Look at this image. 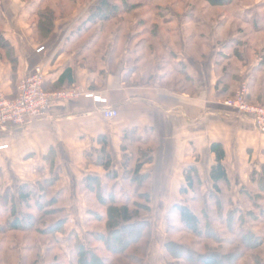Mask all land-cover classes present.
I'll return each mask as SVG.
<instances>
[{
	"label": "crops",
	"instance_id": "1",
	"mask_svg": "<svg viewBox=\"0 0 264 264\" xmlns=\"http://www.w3.org/2000/svg\"><path fill=\"white\" fill-rule=\"evenodd\" d=\"M45 1L0 0V33L9 43L5 59L0 56V91L14 97L19 81L40 65L45 92L74 89L106 99L107 104L83 96L52 100L42 118L0 129V145H7L0 151V196L6 191L16 196L23 184L33 186L57 176L32 171V165L45 164L48 158L96 168L95 173L87 168L81 177L76 171L58 174L55 185L68 182L59 190L50 189L64 213L65 233L83 240L86 233H96L82 226L90 211L83 179L105 178L106 171L95 165L103 143L113 164L131 161L134 146L145 149L137 157L143 164L140 174L149 179L145 191L151 206L158 195L163 201L166 197L164 202L180 196L188 167L195 166L200 177L205 163L209 177L215 163L209 152L213 143L221 144L225 153L229 195L254 191V181L264 172V136L223 103L245 86L247 102L264 104V13L248 35L257 43L247 44L239 39L248 38L245 31L239 36L240 29L225 18L215 24L199 19L196 10H132L93 23L89 9L97 0L73 4L68 12L61 3L52 9ZM258 3L264 12V0ZM57 6L61 12L47 33L39 19ZM242 10L240 16L248 9ZM39 47L45 49L37 54ZM107 107L118 111L116 119L102 117ZM75 213H82L81 225L67 230Z\"/></svg>",
	"mask_w": 264,
	"mask_h": 264
},
{
	"label": "rangeland",
	"instance_id": "2",
	"mask_svg": "<svg viewBox=\"0 0 264 264\" xmlns=\"http://www.w3.org/2000/svg\"><path fill=\"white\" fill-rule=\"evenodd\" d=\"M47 1L48 6L51 8L54 7L56 3H61V7H63L68 12L71 10L73 4L76 6L78 2H84L86 0H75V3L69 2V0ZM88 1L89 0L86 2ZM130 1H132V4H139L134 9L138 12L144 11L155 13V11L157 12L156 7L159 5L158 7L160 8L158 11L162 13L165 12L167 14L178 10L180 12L187 9L194 11L196 10L198 12L199 19L205 18V20H209V22H213L214 24L215 22L218 23L221 21L220 19L225 18L229 25L231 23L234 29H240L239 36L241 34L243 35L244 31L247 33L246 36L254 32L252 29L255 28L257 18L259 20V18L263 16L264 13L262 11L263 7L261 9L259 8L261 4H257L258 0H232L229 5L217 6H213V4H210V2L207 0H159L154 2H145L144 0ZM45 3L43 5H45ZM70 4L71 7L69 6ZM57 8L58 11L53 10L56 18L58 17L57 13L61 12L59 6H57ZM243 8L248 10L245 11L246 13L243 16H240L242 14L239 13H242ZM246 21L248 22L245 24ZM2 23V19L0 18V27H2ZM193 27L198 28L200 32L205 31V29L201 26ZM241 37L242 36H240L239 39L244 43L250 44L254 43L255 41V43H257V40H255L254 36H248L247 39H243ZM4 52L5 50L0 48V56L1 58L5 59ZM142 149L144 148L134 146L133 149L130 150L132 158L127 164L128 168L130 169L129 172L124 171L121 168V163L119 164L118 161H115L114 164L111 162V171L114 173V175L111 174L109 178L110 181L114 178L116 180L111 182L110 186H115L116 196L118 198L127 196L129 197L131 203H145L142 199H140V195L146 192L145 190L148 183L146 185V181L144 180L140 182V186L137 191L135 190L136 184L129 183L132 177L133 168L136 165V162L139 161L137 155ZM97 156L98 155L96 154V157ZM95 159L97 160V158ZM85 166H88V164L70 165L61 161L54 162V160L48 158V160L45 161V164H35L32 165L31 168L36 174L48 173L51 175L55 172L57 177L58 174H60V177H62L64 174L67 175L68 173H74L75 171L76 174H79V177H81V175L85 173V170L92 169V173H95L94 171L97 170L94 167H87V169ZM206 168L207 165L204 163L201 167L202 173L200 175V186L198 188L196 187V191L194 193L195 198L193 200L191 197H184L182 194H180V196L178 195L177 197L169 196L167 202H164L166 197H164L165 199L163 201V197L158 195L157 204H153V206L150 205L151 210L147 213H143V219H146L150 222L152 229V238L149 249L147 254L144 253L145 250L143 251L144 254L141 256L143 259H138L136 256L131 255L135 253L134 249H136L135 245H132L129 252L131 253L129 257L132 260L128 261V263L130 262L129 264H133L136 261H139V264H189V261L187 262V260L184 258L176 259L177 256L174 258L171 255H168V253L164 252L163 246L168 241H172L174 243V246H170V249L172 248L174 253H176L175 250L179 251L180 248H184V246L197 253L196 255L206 254L213 251L217 254L218 264H264V217H260L259 207L254 209L253 206L248 202L244 200L243 202L242 199L240 200L241 197L236 195L233 197L231 195L229 196L226 187L221 186L219 199L221 201L220 203L223 215H225L230 210V207L227 205L229 199L228 197H231L235 206L237 205L238 207H243L246 211H248L250 217L254 218L255 221L256 217H254V215H259L258 219H260V221L250 224L251 227H249L254 229L253 231H255L259 238L263 239V243L261 247L257 249L248 250L245 249L242 244L239 243V240L236 238V236L233 235L234 233L231 225L229 226L231 222H228L224 216L219 213L221 211L217 209V205H215L214 202L215 199L213 198V200L211 197L209 198V194L211 193V182L206 173ZM0 171H2V169H0ZM27 171L30 173L31 170L29 169ZM38 176L41 178V175ZM106 181L107 179L103 177L102 182L105 183ZM66 182L68 181H60L59 186L57 184L52 188L59 190L61 183L64 184ZM73 183L76 184L75 181L71 180L70 184ZM181 183L182 186L185 185L184 178ZM0 186L2 188L3 185L0 183ZM51 195L52 192L50 190L48 196ZM85 197L88 199V207L90 208L91 214L88 213L86 215L88 220L82 222V226L87 231H101L104 229L106 224L104 215L107 209L105 207L99 206L96 203L94 197L89 192H87ZM154 198L156 197L153 196V199ZM175 204L185 205L192 209V211L200 218L202 228H205L204 220L208 219L212 228L216 232L215 237H197L190 233L184 232L179 224L177 214L168 213L172 205ZM262 205H264V203H262ZM59 207L60 204L58 203L54 206L55 209ZM8 214L9 213L3 212L0 205V264H71L72 261H74V257L70 256V251L73 250L74 242H68V239L72 238H70L69 234L65 233L64 227L57 225L53 227V231L50 230V225L58 222L64 216L62 210L51 212L48 217H41V215H39L34 220L35 223L33 225L18 231H10L8 230L7 225H5L6 221H9L12 218V216ZM71 216L73 217V213ZM81 216H83L82 213H75L74 219L69 222V224H67L66 229L68 230L71 226H80ZM225 222L227 223L225 224ZM210 228V225H208L205 229L209 230ZM122 241L125 242V245H128V240L126 237H124ZM90 245L91 247H94L92 243H90ZM126 247L127 246H124L123 249L119 250L120 254H124L123 251L126 249ZM97 253L101 254L100 250H98ZM102 255L106 257L108 256L107 254ZM234 258L236 259L234 260ZM190 259L192 260L193 258ZM84 264L90 263L84 261Z\"/></svg>",
	"mask_w": 264,
	"mask_h": 264
},
{
	"label": "trees",
	"instance_id": "3",
	"mask_svg": "<svg viewBox=\"0 0 264 264\" xmlns=\"http://www.w3.org/2000/svg\"><path fill=\"white\" fill-rule=\"evenodd\" d=\"M129 1L130 0H97L89 9L90 21L94 23L96 21L111 20L119 13L132 11L139 5H130ZM144 1L154 2L159 0ZM207 1L213 4V6L226 5L232 2V0ZM159 8L160 7L156 8L157 12ZM54 19V12L49 10L41 15L39 25L49 33L53 27ZM0 48L3 50L9 48V43L4 39L1 33ZM105 145V143L102 144L95 165L102 167L104 171H106L105 178L107 181L103 183L97 176L88 175L83 179V185L94 197L96 203L107 209L104 215L106 224L101 231L86 233L83 236V240L77 238L74 233H70V238L72 239H68V242H74L73 250L70 251V256L74 257V261H72L71 264H84V261L90 264H129L130 262L128 263V261L132 260L129 257L131 254L129 253L131 250L130 247L132 245H135L136 249H134L135 253L131 255L136 256L138 259H143L141 256L144 253L147 254L149 249L152 229L150 222L143 219V213H147L151 210L150 196L146 192L140 195V199L145 203H131L127 196L119 198L116 196L115 186H110V183L114 182L116 179L114 178L110 181L109 178L111 174L114 175V173L111 171V160L109 156L105 154ZM209 152L214 155L215 162L209 172V179L211 182V193L209 194V198L215 199H213L215 205H217V209L221 211L219 213L223 215L219 194L221 193V186L226 187V189H228L229 186L227 172L223 165L225 153L222 145L219 143L211 144ZM128 163L129 159L124 158L121 162V168L129 172ZM142 165L143 164H140L138 161L133 168L132 177L129 181L130 184H136V191L139 189L140 182L144 180L147 185L149 180L146 175L140 174ZM57 178V176H54L50 179L39 180L33 186L23 184L20 186L16 196L7 191L0 196V205L3 212L9 213L8 215L12 216L5 224L8 230L18 231L29 227L35 223L34 220L37 216L41 215V217H48L51 212L60 210L59 208H54L58 203V197L52 195L48 196L50 189L56 184ZM184 181L185 185L181 187L180 194L184 197H191L193 200L195 198L194 193L196 187L198 188L200 186V177L194 166H190L184 170ZM254 182V191H242L241 199L252 205L254 209L259 207V215L260 217H264V205H262V203H264V172L261 177ZM228 198L227 205L230 207V210L223 216L228 222H231L229 226L231 225L234 233L233 235L236 236L239 243L242 244L245 249L253 250L261 247L263 239L256 235L255 231H253L254 229L250 228V224L260 221V219H258L259 215H254V217H256L255 221L254 218L250 217L248 211L243 207L241 208L237 205L236 207L231 197ZM88 212L91 214V211ZM168 213L177 214L179 224L184 232L197 237H215L216 232L212 228L209 220H204V225L205 228L208 225H210L211 228L209 230L202 228L200 218L189 207L175 204L169 209ZM65 222L64 217H62L58 222L50 225V230L53 231V227L57 225L64 227ZM226 223L227 222H225V224ZM122 236L126 237L128 245H125V242L122 241L124 238ZM90 243H92L94 247H91ZM173 244L172 241H168L164 244L163 248L164 252L168 253V255L174 258L177 256L176 259L184 258L187 262L189 261V264H218L217 254L213 251L196 255L197 253L184 246V248H180L179 251L174 249L176 251V253H174L172 248L170 249V246H174ZM124 246H127L123 251L124 254H120L119 250L123 249ZM98 250H100L101 254L97 253ZM144 250L145 252L143 253ZM102 254H107L108 256L106 257ZM190 258L193 259L191 260ZM236 258H234V260ZM133 264H139V261Z\"/></svg>",
	"mask_w": 264,
	"mask_h": 264
},
{
	"label": "built area",
	"instance_id": "4",
	"mask_svg": "<svg viewBox=\"0 0 264 264\" xmlns=\"http://www.w3.org/2000/svg\"><path fill=\"white\" fill-rule=\"evenodd\" d=\"M44 49L39 47L35 52L39 54ZM43 83L44 72L42 67L37 65L19 81L14 97L8 98L0 91V129L22 127L30 120L42 118L52 100H72L83 96L91 98L95 103L107 104L106 99L93 97L91 94L81 95L74 89L47 93L43 89ZM246 95L247 89L242 86L237 89L233 98L225 101L223 105L251 121L258 134L264 136V104H250ZM102 117L106 120L116 119L118 111L115 108H104ZM5 149L7 145H0V151Z\"/></svg>",
	"mask_w": 264,
	"mask_h": 264
}]
</instances>
